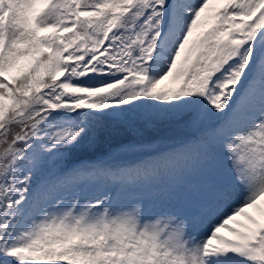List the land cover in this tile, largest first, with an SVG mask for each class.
<instances>
[{
  "label": "snow or ice",
  "instance_id": "1",
  "mask_svg": "<svg viewBox=\"0 0 264 264\" xmlns=\"http://www.w3.org/2000/svg\"><path fill=\"white\" fill-rule=\"evenodd\" d=\"M0 264H264V0H0Z\"/></svg>",
  "mask_w": 264,
  "mask_h": 264
},
{
  "label": "trees",
  "instance_id": "2",
  "mask_svg": "<svg viewBox=\"0 0 264 264\" xmlns=\"http://www.w3.org/2000/svg\"><path fill=\"white\" fill-rule=\"evenodd\" d=\"M191 129L182 123L103 121L97 128L92 146L76 151L69 162L93 159L126 141L149 142L165 137L190 135Z\"/></svg>",
  "mask_w": 264,
  "mask_h": 264
},
{
  "label": "rangeland",
  "instance_id": "3",
  "mask_svg": "<svg viewBox=\"0 0 264 264\" xmlns=\"http://www.w3.org/2000/svg\"><path fill=\"white\" fill-rule=\"evenodd\" d=\"M190 138V137H189ZM188 138H184V139H179L178 141H173V140H170V139H164V140H158V141H153V142H143V143H145L146 145H151V147H155V148H159V147H162V146H164V147H166V146H171V147H174V146H176V145H178L179 143H181L182 141H185V140H187ZM129 143H132V142H125V143H123V144H119V145H117V146H114L113 148H111L110 150H109V152H107L106 154H104V155H102V156H99V157H97V158H95V159H92V160H88V159H83V160H79V161H87V162H89V163H93V164H97V163H101V161L103 160V159H105V157H107L111 152H113V151H116V150H119L120 149V146L121 145H125V144H129ZM122 153H123V151H121ZM120 152V153H121ZM142 152V151H141ZM140 152V153H141ZM149 152V151H148ZM148 152H143V153H148ZM135 153H139V152H129L128 154H135ZM130 157V162H133L132 160L133 159H135L136 158V156L135 157H132V156H129ZM79 161H77V162H75V163H73V164H76V163H78ZM127 163H129V162H127ZM118 164H123V165H125V163H123V162H121V163H118ZM115 165H117V164H115ZM173 181H172V179L171 178H169V177H164V178H162L161 180H159V181H156V182H154L153 184H152V186L148 189V191H156V190H158V189H161V188H163L165 185H167V184H169V183H172Z\"/></svg>",
  "mask_w": 264,
  "mask_h": 264
},
{
  "label": "bare ground",
  "instance_id": "4",
  "mask_svg": "<svg viewBox=\"0 0 264 264\" xmlns=\"http://www.w3.org/2000/svg\"><path fill=\"white\" fill-rule=\"evenodd\" d=\"M151 148L152 149H159V150H167V149L171 148V146H166V147L162 146L159 148L151 147ZM128 153L129 152H123V153L121 152L120 155H118L114 161L110 160L109 155H108L107 157H105V159H103L101 161V163L107 162V163L115 165V164L123 162V163H125V165H129V164H134V163L138 162L142 158H145V157L150 156V155H154V152H152V151H149L148 153H143V152L140 153L139 152V153H135V154H131V155ZM129 156H132V157L136 156V158L132 160L133 162H130ZM127 162H129V163H127Z\"/></svg>",
  "mask_w": 264,
  "mask_h": 264
}]
</instances>
